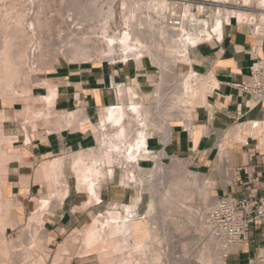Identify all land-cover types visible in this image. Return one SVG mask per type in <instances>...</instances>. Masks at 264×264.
Listing matches in <instances>:
<instances>
[{
  "label": "bare ground",
  "instance_id": "obj_1",
  "mask_svg": "<svg viewBox=\"0 0 264 264\" xmlns=\"http://www.w3.org/2000/svg\"><path fill=\"white\" fill-rule=\"evenodd\" d=\"M52 1L0 0V264H68L69 259L62 262L63 254L79 237L82 243L77 253L81 257L95 256L99 264H186V246L192 244L189 227L193 224L197 227L198 236L207 241L196 252L197 260L193 264H204L202 261L225 264L226 253L236 251L239 246H231L226 251L217 250V247L220 248L219 241L212 236L209 224L204 220L205 214L194 211L192 206L183 205V200L192 199L194 194L188 175H192V184L198 183L196 175L187 169L188 162L184 159H175L170 165L156 162L147 179L132 164H137L139 159H157L164 154L159 156L158 153L149 152L146 135L140 130L130 129L131 123L141 126L149 116L151 124L165 128L166 137L169 138L167 125L160 117L165 105L189 108L206 102L207 92L215 85L205 78L207 76L197 75L193 70L187 71L182 74L178 85L167 88L166 92L162 91V82L177 62L190 63V54L196 51L199 43L211 39L222 41L221 17L228 7L224 12L220 6L232 1L211 0L216 6L207 19L196 17V13H201L204 8L201 0L196 1V6H193L192 0H120L122 14L117 32L111 29L115 21L114 0L105 5L106 9L101 0H60L61 6L58 5L60 7L54 17L50 15L54 10L48 9ZM238 1L242 6H249L245 5L249 4V0H243L244 4ZM257 5H264V0H257ZM243 10L248 12L247 9ZM226 14L224 24L230 25L229 12ZM252 17L238 10L235 18L237 24L242 21L241 24L249 25ZM58 18V29H53L52 33ZM174 21H178L177 24ZM115 55H119L122 62H127L131 57L138 66L142 58L147 57L159 68V84L155 94L149 95L152 96L151 106L147 109L142 105V96L133 84L118 86L117 92L129 95L130 103L107 106L101 111L94 135L104 150H81L68 157L40 163L34 181L44 182L48 192L34 198L35 206L28 216L26 227L22 229L27 236L28 247L22 251L14 249L16 245L4 236L6 229L14 228L16 223V215L9 214L10 184L6 176L9 161L19 159V153L11 151L10 145L18 139L20 131L23 141L27 143L30 142V134L40 126H45V131L49 132L72 127L79 122L89 124L82 111H55L59 87L49 77L34 78L33 75L46 74L48 63H57L58 57L72 63L90 62L95 58L114 63ZM35 88H42L45 93L35 95ZM14 104H21V108L14 109L15 120L19 118L21 121L20 131L5 133L4 130L11 129L5 127V123L10 121L5 108ZM37 105L40 108L35 109ZM232 130L233 142H245L246 135H251L258 136L260 144L264 145V122L255 128L247 121ZM225 155L221 153V159L226 161ZM114 164L122 168L120 186L130 190L131 203L122 205L121 210H118L116 201L110 203L105 214L92 217L82 230L75 229L72 237L60 243L49 262L50 256L43 253L42 246L52 237L46 231L40 234L36 232L44 224L45 216L49 215L45 212L61 205L68 196L70 178L74 190L88 196L82 207L100 203L101 185L104 180L112 179ZM164 172L166 183L162 186L157 182ZM28 177L21 178L20 184L27 186ZM142 186L150 193L144 216L136 212ZM209 186L212 183L204 180L197 194L202 198L208 195ZM174 237L178 239L177 243H182L179 252L181 258L174 256ZM20 256L25 261L22 262ZM258 257H264V248L259 249Z\"/></svg>",
  "mask_w": 264,
  "mask_h": 264
},
{
  "label": "crops",
  "instance_id": "obj_2",
  "mask_svg": "<svg viewBox=\"0 0 264 264\" xmlns=\"http://www.w3.org/2000/svg\"><path fill=\"white\" fill-rule=\"evenodd\" d=\"M255 2L253 0L251 4ZM249 29L248 25L234 24L233 22L230 25H223V39L221 42L213 39L203 41L196 46V51L190 54V63L187 64L189 65V71L193 70L197 75L207 76L205 78H209L215 85L210 89L211 91L207 92L205 103L198 104L192 108L189 107V109H169L160 114L162 121L167 125L169 138L166 137L165 128L151 124L149 116L143 122L144 124L131 126L130 129L131 131L140 130L146 135V148L148 151L152 150L153 153H158L159 156L164 154V156L157 157V160L188 155L196 168H208L209 181L212 185L215 184V197L223 194H248L249 189L252 188L249 181L254 178H256L253 181V186L256 187V194L260 196L264 193V145L260 144V138L248 135L245 142H231L232 129L237 125L250 120H264V106L254 104V100L238 91L234 86V84L250 79L249 66L254 60L264 61V30L261 34H251ZM147 69L142 60L140 66L136 64L135 60L124 64L108 63L105 65L90 63L85 68L79 64L72 66L70 64L63 65L60 70L63 75L58 77L56 82L51 79L60 89L54 108L67 112L82 111L84 116L87 117L89 124L79 122L73 127L50 132H46L44 128L36 129L31 136L30 142L25 143L22 140V143H24L23 147H21L23 149L18 150L19 159L12 160L10 163H16V171L19 172V169L32 167L43 159H52L53 156L60 154L61 151L75 153L91 148L97 149L98 147L94 148L98 144L94 135L97 130L94 127L100 120L101 111L107 106H124L130 103V96L117 92L118 87L115 90V86L122 84L126 80L131 85L133 84L131 81L135 79L139 93L142 95L143 103L149 107L151 100L149 99L146 105L147 100H144V95H152L154 91L150 90L153 84L150 82V74ZM172 113H176L177 117L170 121L168 119ZM189 117L191 119L187 122ZM235 124L237 125L234 126ZM34 133H36L35 137ZM216 135H224V140L228 137L229 140L228 142L223 140L219 143V150L214 165V158L210 160V156L216 148ZM256 139H258V143H256ZM222 145L224 146L226 161L220 157ZM23 152H26V154L24 153L23 155ZM21 157L24 162L28 163L20 164ZM151 160L157 161L153 158ZM187 162L188 171L196 175V172L189 170V161L187 160ZM132 166L135 167L136 171L139 170L143 173L149 163L148 160L141 159L137 164H132ZM210 166L213 169L210 170ZM9 173L10 170L6 178H8ZM20 175L17 173V177L12 183L13 188L20 187L18 185ZM213 180H216V182L214 181V183ZM111 181L107 182L111 186V191L112 188H115V191L118 192L117 188L120 184H115ZM112 183L114 184L112 185ZM27 185L28 193L35 184L29 183ZM122 193L115 194V201H124L125 205L130 204L132 198L130 191L125 190ZM139 195L141 199V194ZM80 197L74 190L73 185H70L69 194L63 200L62 205L55 212L50 210V215L45 216L44 226L48 234H53V232L56 234L55 232H57L59 227L63 230L66 228H71L72 230L76 227V225L72 226V223L76 224L79 222L84 214V210L76 209L84 201L80 200ZM109 200L112 202L113 197ZM102 202L104 201L101 199L100 203H94L86 207L85 210L94 209L96 205ZM62 220H66V223L56 227ZM253 232L248 235L250 239L252 238L250 235H253ZM250 239L243 242L236 251L228 253L225 258L232 255V260H240L241 256L250 250L252 243ZM69 264L94 263L92 260L79 258L74 259Z\"/></svg>",
  "mask_w": 264,
  "mask_h": 264
},
{
  "label": "rangeland",
  "instance_id": "obj_3",
  "mask_svg": "<svg viewBox=\"0 0 264 264\" xmlns=\"http://www.w3.org/2000/svg\"><path fill=\"white\" fill-rule=\"evenodd\" d=\"M54 1L55 0L52 1V4L48 8L49 11L50 10H52V11L54 10L53 13L50 12L51 13L50 14L51 16H53L54 13L56 14V10H58V8L61 6V4H59V3L61 1L63 2V0H61V1L58 0V3H57V0L55 2ZM209 1H211V0H209ZM230 1L235 2L236 0H228V2H230ZM241 1L243 2V0H241ZM252 1L253 0H249V4H245V5H250ZM255 1H256V4H257V0H255ZM101 2H102L103 8L106 9L105 8V5L107 6V3H109L110 0H101ZM219 2H223V1H219ZM113 3H114L113 4V9L115 11V21L111 25V29H112L113 32H117L118 29H119V26H120V18H121V14H122V8H121V5H120V0H116V2L114 0ZM243 4H244V2H243ZM58 5H60V6L58 7ZM214 8L215 7H206L204 5L203 11L201 13H196V17H198V18H207L208 19L209 18V14L214 13V10H213ZM238 10L243 11V12H246V13L252 15V16L254 15L253 13L244 11L243 9L232 10V9L227 8L226 13H227V11L229 12V21H230V23L233 22L234 24H237L235 22L234 18L235 17L237 18V11ZM223 11L225 12V10H223ZM226 13H223L222 12L221 19H222L223 25H225L224 24V21H223V18L225 17V14ZM226 16H227V14H226ZM241 23H242V21H240V24ZM55 24H57V25H54V27L52 28V33H54V30L53 29H55V30L58 29L59 18L55 22ZM55 27H57V28H55ZM54 36L55 35L53 34L52 37H54ZM99 46L100 47H103L100 43H99ZM128 59L129 60L127 62L133 61L131 57L128 58ZM114 61L115 62L113 64H118V63L119 64H124V63H126V62H124V63L122 62V59L119 57V55H115ZM142 61H143L144 66L148 68L147 70H149L148 73L150 74V82L153 84L150 87V90L155 91L156 90V86L159 84V80H160V77L159 76H160L161 71L159 70V68H157L155 65H153L151 63V61H150L149 58L143 57L142 58ZM90 63H93V64H105V65H107L109 63V61H107L106 59H103V58H95L91 62L75 61V62L72 63V62L66 61L63 57H58V62L57 63H55V62L48 63V66H47L48 67V70H47L46 74H34L33 77L34 78L49 77L54 82H56L57 78L58 77H61L63 75L62 72L60 71L62 69L63 65L70 64L72 66V65H78L79 64L80 66H82L83 68H85V67H88L90 65ZM170 68L171 67L168 68V71H170ZM189 70H190L189 69V65L184 64V63L177 62L174 65L173 69H171V71L169 73L167 72L168 75H165L164 76V79H163V82H162V83H164L163 84V90L162 91L166 92V90H168L170 88L176 87L178 85V83H179V80H180L182 74L185 73V72H187V71H189ZM133 80L134 81H131V82L136 87V91L139 92V90L137 88V85H136V82H135V79H133ZM175 82H177V83L175 84ZM128 83H129L128 80H126V81L122 82V84H118L117 86H115L114 89L116 90V88L118 86L128 85ZM172 85H174V86L172 87ZM164 86L165 87L167 86V87L165 88ZM144 88H147V87H144ZM44 92L45 91L42 88H35L33 90V93L35 95L43 94ZM154 94H155V92H154ZM149 99L152 101V96H149L148 94H147V96L144 95V100H147L146 105L148 104ZM166 102H167V99H165V103ZM199 104H202V103H199ZM142 105L145 106L143 102H142ZM196 105H198V104H196ZM196 105H194V106H196ZM0 106H1V104H0ZM150 106L151 105H149V107ZM145 107L147 109L149 108L147 106H145ZM15 108L16 109L21 108V104H14L13 106L11 105V106H7V108H5L6 115L8 116V119L10 120L9 122L5 123L6 124L5 127L6 128H11L10 130H4L5 133H9V131L17 130V129H18L17 132L20 131L19 126L21 124L20 123L21 121H20L19 118H17L15 120V117L13 115V113L15 111L14 110ZM38 108H40V106L37 105L35 107V109H38ZM169 109L170 110H173V109L183 110V109H189V108H185V107L183 108V107H180V106H170V105L166 106L165 105L163 107L162 112L163 111H166V110H169ZM55 111H65V110H57V109H55ZM176 117H177L176 116V113H172V114H170L168 120L171 121L173 118H176ZM190 119H191V117H189V119H187V122H189ZM180 120H181V118H180ZM182 120H184V119H182ZM237 124H235L234 126H236ZM131 126L133 127L134 124L131 123ZM188 126H189V124H188ZM44 127L45 126H40L39 128H44ZM230 127H232V126H230ZM14 128H16V129H14ZM52 131H55V130L53 129ZM20 132H19L18 139L14 143H12L10 145V150L11 151L14 150V151H17L18 152V150H22L23 149V148L21 149V147H23L22 146L23 145V143H22V140L23 139H22V135H21ZM32 134L33 133H31L30 135L32 136ZM35 134L36 133H34V137H35ZM246 136H248V135H246ZM224 138H225L224 135H221V136H217L216 135L215 136L216 148H215L213 154L210 156V160H212L214 158V161H213L214 162V165L216 163V157H217L218 150H219L218 149L219 148L218 145H219V143H221V141L224 140ZM228 140L229 139L227 138L224 141L228 142ZM233 141H235V140L234 139H231V142H233ZM255 141H256V143H258L257 140H255ZM2 147H4V145H2ZM94 148H97L96 150H98L99 148L101 150H104L105 149L104 147L100 146V143L99 142H98L97 146L94 147ZM222 149H223V146H222ZM222 149H221V152L220 153H225V150H222ZM149 151L153 153L152 150H149ZM24 153L26 154V152H23V155H24ZM72 153L73 152H71V151H68V152L67 151H63V152L61 151L60 154H57V155L53 156L52 159L53 158H58V157H68ZM220 157H221V154H220ZM175 158H183L184 160L187 159L189 161V170L196 172V175H197L196 176L197 177V181L196 182H198V183H196L195 185L192 184V175L190 174V175H188L189 177L187 176L188 179L191 180L190 187L193 190L194 194H193V198L192 199H190V200H187V199L186 200H183V205H185V206L186 205L192 206L195 209L194 211H196V210L202 211L205 214L204 215L205 216L204 220L206 221V213L209 210V208L212 206V204L214 203L213 200H215V198H216L215 195H214V192H215V184L212 185L211 187L209 186L207 188L208 195L204 196L203 197L204 199L197 194L198 193L197 191H199V189L204 185V180L205 181H209V173H207L208 168H206V167L204 169H198V168H196V166L192 162V159L188 155H181V156H178V157H166V158H163V159L160 158L158 160L157 159H154V160H157L156 162H160V163H162L164 165H170L175 160ZM50 159L51 158H49V159H43L41 162H43L45 160H50ZM12 160H15V159H12ZM12 160H10L9 163H8V167H9L10 173L8 174V178H7L8 179V182L10 184V191L9 192H10V199H11V207H10L11 209L9 210L10 211L9 214L11 215L13 213L12 215H16V217H15L16 223H15V227L14 228H7L6 229L4 236H5V239L7 241H11V243L13 245H16V247L14 249H20V250L21 249H24L25 250V248L28 247L27 246V236H25V233H24L25 231L22 232V229H24L26 227L28 216L32 212V210H33V208L35 206L34 198H37L38 196H41L42 194H45V192L47 193L48 190H47V185L44 182H40V183L37 182L36 183V181H34L35 171H36L37 167L40 165L41 162H39L36 165H33L32 167L21 168V169H19V172H17L16 171V165L17 164L16 163H10ZM145 160H148L149 166L147 167V169L143 173L141 171H139V170H137V172L140 175H142V176H147L148 177L150 174H152V171L151 170L156 165V162H154L153 160H151V158H147ZM67 162H69V161L67 160ZM27 163L28 162H24L22 160V157L20 158V164H27ZM214 165H213V167H214ZM210 167H211L210 170L213 169L212 166H210ZM113 169H114V173H113V177L111 179L112 180L111 182H114L115 184H117V183L120 184V178H121V172H122L121 170H122V168L119 165L114 164ZM166 172H164L163 175H160V179L157 182V183L161 184L162 186H163L164 183H166V179H164ZM17 173L21 174L20 175V179H21V177L30 176V177H28V181H29L28 184L29 183L35 184L32 188H30V190L28 191V193H27V190H28L27 189V186L28 185L27 186H23V185L20 184V181L18 183V185L20 187L19 188L18 187L13 188V186H12L13 184L12 183H13L14 179H16ZM69 175H71V174L69 173ZM149 178L150 177H148L147 179H149ZM104 181L105 182H103L102 185H101V192H100L101 197H102L101 199L104 202H102L101 204L96 205L94 207V209L93 208H90L88 210H85L86 207L85 208L82 207V204L84 203V201L87 202L88 196L86 194H84L83 192L82 193H78L79 196H81L80 197V200H84V201L79 205L80 207H78L76 209L77 210H84V214L80 218L79 222H77L78 224L77 223L76 224H73L72 223V226L73 225H76V227L73 228L72 230H71V228H66L68 230H66V229L63 230L59 226H62L63 223H66V220L65 221L62 220L56 226V227H59V229L57 230V232H55L56 234H54V232H53V234H49L52 237L51 238L52 240L50 242H44V244L42 246L43 253H47L48 256H50V257H48L49 258V262L51 261V259H52L53 255H54V253H55L58 245L60 243H62L63 241H65V239H69L70 237H72L73 236V231L75 229L78 228V230H82L84 228V226L88 222H90L92 220L91 219L92 217H94L96 215H99V214L100 215L101 214H105L107 212V210L110 207L108 205L110 203H114L115 200H116L115 199V194L116 193H122V192L124 193L125 190L130 191L128 188H125L124 186L121 187L120 185L117 188L118 189V192L115 191V188H112V191H111V186H109V183H107L110 180H104ZM214 181L216 182V180H213V182ZM69 182H70V185H73L72 178L69 179ZM114 183H112V185ZM67 184L68 183H66V185ZM143 184H144V182H143ZM196 186H197V188H196ZM140 194H141V199L138 201L139 203H137L136 212L138 214H140L141 216H144V214L146 213V211L148 209V203L150 201V193L147 190L145 191V190L142 189L141 192H140ZM111 197H113L112 202H111V200H109ZM211 199H212V201H210ZM117 203L119 204L118 210H121L122 205H125V202L124 201H120V202H117ZM92 204L93 203H91L88 206H91ZM61 205H57L56 207H54L55 209L53 208V210H54L53 212H55ZM79 208H81V209H79ZM53 212H51V213H53ZM45 213L46 214L48 213L50 215V211H47ZM31 225H32L31 226L32 229H34L35 228V225L33 223ZM67 227H69V226H67ZM50 228H52V227H50ZM189 228H190L189 229V234H190V237L192 238V241H190L192 243L191 244L192 246L191 245H189L190 247L189 246H186L187 249H188V252L185 255V260L184 261L186 262V264H189V263L193 264L195 262V260H197L195 258L196 252L201 247V245L206 244L207 241H206V239L204 237L198 236V233H197L198 231H196L197 230V227H196L195 224H193ZM45 230L46 229H45V226L43 224L42 226H39V228H37V231L36 232H38L40 234L42 231H45ZM250 237H252L254 239V242L251 243V245H250L251 247H250L249 252L246 253L245 255H242L241 258H240V260H232L233 259L232 258V255L228 256V258H225L224 257V263L225 264H264V257H258L259 249L260 248H264V241L261 239V237H260V235H259L258 232H255L254 235H250ZM173 240H174V242H173L172 245H173V249H174V256L181 258L179 252H180V246H181L180 244H182V243H177L178 239L176 237H174ZM81 243H82V240H81L80 237L78 239H76L75 242L73 243V246L69 249V251H67V252H65L63 254L62 262L65 261V260H67V259H69V262H68V264H69L74 259L76 260V259H79V258H83V259L92 260L94 264H99V263H97V260H96L95 256L81 257V255L77 253L78 249L81 247ZM11 249H13V248H11ZM218 249H220V248L217 247V250ZM210 251H212V250H210ZM229 253H231V252H229ZM181 254H182V252H181ZM19 259H21L22 262L25 261V259L23 260L21 256L19 257ZM260 259L262 260L261 263L259 262ZM21 260H19V262H21ZM202 263H204V264H212V261H202ZM113 264H115V263H113Z\"/></svg>",
  "mask_w": 264,
  "mask_h": 264
},
{
  "label": "built area",
  "instance_id": "obj_4",
  "mask_svg": "<svg viewBox=\"0 0 264 264\" xmlns=\"http://www.w3.org/2000/svg\"><path fill=\"white\" fill-rule=\"evenodd\" d=\"M196 1L192 0L193 6H196ZM201 3L206 7L216 6V3L209 0H201ZM227 7L247 9L248 12L253 13L252 21L248 25L249 32L251 34H261L263 32L264 5L259 7L255 2L249 6H242V3L237 0L236 3H224L220 6L223 10ZM234 20L236 22V18ZM174 22L177 24L178 21ZM249 77L248 81L234 84L235 88L254 100V104L264 106V61L254 60L251 63ZM248 122L256 128L264 120H250ZM256 140L258 141V139ZM255 180L256 178L249 181L252 188L249 189L248 194H223L216 197L206 213V222L209 224L211 234L219 241L222 251H226L231 246H241L243 242L250 239L248 235L252 231H254L253 235L258 232L264 241V193L260 196L256 194V187L253 186ZM250 241L254 242V239L251 238Z\"/></svg>",
  "mask_w": 264,
  "mask_h": 264
}]
</instances>
